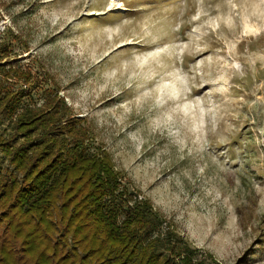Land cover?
Returning <instances> with one entry per match:
<instances>
[{
	"label": "rangeland",
	"instance_id": "1",
	"mask_svg": "<svg viewBox=\"0 0 264 264\" xmlns=\"http://www.w3.org/2000/svg\"><path fill=\"white\" fill-rule=\"evenodd\" d=\"M0 39L193 248L264 264V0H0Z\"/></svg>",
	"mask_w": 264,
	"mask_h": 264
},
{
	"label": "trees",
	"instance_id": "2",
	"mask_svg": "<svg viewBox=\"0 0 264 264\" xmlns=\"http://www.w3.org/2000/svg\"><path fill=\"white\" fill-rule=\"evenodd\" d=\"M11 54L0 39V124L9 127L0 134V264H217L123 181L57 90Z\"/></svg>",
	"mask_w": 264,
	"mask_h": 264
}]
</instances>
